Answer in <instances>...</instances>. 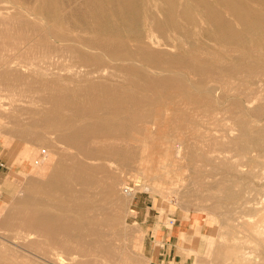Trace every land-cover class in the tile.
Instances as JSON below:
<instances>
[{
  "label": "bare ground",
  "instance_id": "6f19581e",
  "mask_svg": "<svg viewBox=\"0 0 264 264\" xmlns=\"http://www.w3.org/2000/svg\"><path fill=\"white\" fill-rule=\"evenodd\" d=\"M23 1L30 7L33 15L36 14L38 21L37 23L33 21L34 24L26 21L24 23L19 20L21 17L17 16L22 24L9 26L10 21H8V25L5 23L7 27L4 28H2L3 23L1 24L0 31L3 29L18 31L15 33L17 36L15 35L14 41H9L6 44L2 41L4 44H0V85L12 89L26 88L29 92L35 93L36 97L27 102L0 103V118L6 119L13 127V132L11 133V130L9 135H17L24 142L25 146L23 148L22 145L23 149L20 156L23 157V163L28 167L27 172L20 179L21 184L25 183V187L18 189L16 194L17 204L8 207L7 201L5 203L2 201L4 204L0 206V264H128V261L134 257L128 250V246L117 243L118 246L114 247L110 244L111 239L119 241L121 237L120 232L113 227L119 221L120 211L118 206L122 201L116 176L115 178L109 176L101 178L97 175L100 166L91 165L93 159H89L90 163L87 160L85 162L81 159L83 156L80 158L78 153L92 158L100 153L117 152L115 143L120 138L126 137L128 134L134 135L143 132L145 135L151 136V141L154 139V141L158 142L159 140L162 142L159 146H165L167 142H169L168 144L171 142L178 144L175 147L172 145L165 147L172 149L169 152L172 154L170 156V154H164L165 152L168 153L169 149H162L164 147L161 148L156 145V141H152L156 149L159 147L162 151L166 150L163 151L164 153L162 151L157 152L160 153V157L162 154L164 159L169 155L170 157L167 160H170V164L171 159L174 161L173 163L182 159L185 151H183L184 141L179 138L184 135L182 130L185 127H172L170 137L168 133L170 127L158 121L160 115H163V117L170 116L169 112L173 108L172 105L175 104V97L173 98L172 94L174 95L177 90L175 92L170 90L171 93L173 92L172 94L163 90L165 86L177 82V78L153 77L151 73L157 70L163 72L161 75H164V72L170 71L172 66H177L176 68L180 70L197 73L199 78L192 84L189 81L191 87H194V89L201 87L205 93H209V99L212 100L213 96L214 103L219 105L222 103L224 105L225 100L222 97L223 95L221 97L217 96V91L222 89L221 86L225 83L228 85L231 78L221 79L219 75L210 72L208 69L212 67L210 64H208L210 67L207 66V68L204 66L206 64L200 65L197 62L209 61L207 52L205 54L198 53L196 57L191 59L186 56L189 53L176 57L152 49V45L158 42L154 32L162 29L170 34L178 29L185 30L189 24L195 25L199 27L198 31L194 33L195 40L200 41V45H194L198 50L203 48L204 42H201L202 39L203 41H211L218 52L235 53L236 58H239L237 56L245 57L249 54L264 57V0H156L154 4H149L151 3L150 0ZM13 4L15 3L13 2ZM23 10L26 9L23 8ZM130 15H135V17L137 15L138 18L141 17L146 22L143 31L140 28H143L141 25L145 22L140 23L139 31L141 32L137 35L133 34L134 37L131 38L132 40L130 39L131 42L120 36H118L120 37L118 39L115 36L106 34L109 27H104L107 28L104 31L106 33L98 31L95 27L96 23L104 24L107 20L113 23L116 22L115 24L126 22L125 20L128 21V17L131 19ZM1 16L3 17V15ZM30 17L32 16L30 15ZM132 19L134 20V18ZM137 19L135 18V21H138ZM9 20H11L10 24L16 23L12 19ZM180 20L181 22H179ZM108 23L109 26L111 23ZM128 24L132 28L134 27L130 22ZM128 24L125 23L126 26ZM233 24H238L240 27L237 28ZM209 26H212V29ZM7 32L9 33V31ZM1 38L3 40V37ZM162 39L165 38H161V43ZM166 45L170 44L166 43ZM231 54L229 55L231 56ZM208 55L210 58L209 53ZM134 56H138V58L135 59ZM62 57H66L67 60L69 58L71 62L68 66H64L63 63V66L67 67L66 69H63L60 63L62 68L60 71L66 70V74H53V78L49 77V80H43L39 74L46 75L51 67L53 70V66L55 67L57 62H61ZM66 58L64 59L66 60ZM133 59L138 62V64L134 63L137 66L131 62ZM214 61L216 62V59ZM219 63H221V60ZM139 64L144 69L138 68ZM99 65L102 66L101 72L98 70ZM220 66L231 73L236 68L234 65H227V63ZM107 68H110L111 71L116 68L120 74L124 72V76L126 74L133 78L139 86L148 90V92L152 91V93L140 96L138 99H131V101L130 99L124 100L125 97L123 99L118 98L112 90L113 86L109 87V85H101L93 81V77L98 73L105 72ZM25 70L29 73L26 74ZM116 70L114 69V71ZM24 71L25 74H23ZM51 71L50 74H52ZM106 73L102 74L106 76ZM246 73L248 74L241 75V73H238V77L241 75L239 81L233 78L238 81H236L237 83L242 82L240 87L248 79H252L249 78V70ZM253 73L255 75V72ZM113 76L110 75V77ZM98 78L100 80V77ZM104 79L103 81H107ZM253 80L256 79L253 78ZM233 86H235V83ZM227 87L229 88L226 89L227 92L235 94L231 91L234 87ZM223 88L225 89L224 86ZM237 89L239 88L237 87L235 90ZM231 97L233 96L231 95ZM128 102L155 104L156 106H154L157 108L154 114L150 116L151 121H146V114L149 111L142 113L143 109L130 110L129 106L131 104ZM231 102L234 105L235 102ZM247 102H251L250 99H247ZM208 106L210 105L208 104ZM211 107L213 108V106ZM256 109L258 108L253 111ZM123 116L130 117L127 124L122 123L121 118ZM253 119L256 120V118ZM255 120V125H258L256 122L258 120ZM148 122L150 124H147ZM231 123L234 124V122ZM231 123L228 124L229 126L227 124L223 125L226 130L221 135L219 142L220 144L230 145L232 148L228 149L229 147L224 146L226 149H222V147V151L219 150L218 152L219 154L229 153L232 150L233 152H231V155L225 154L223 158H220V156H215V158L221 164L224 163V160L235 158L234 162L231 160L234 163L232 165L231 161L227 160L232 168L237 172H244V175L256 177L260 182H263L264 162H259L258 159L257 162L254 159L262 167L259 171L253 168L255 166H252V158L248 156L249 141L245 140L247 141V144H245L241 138L244 134L243 131H250V127L247 125L248 122L235 121V124H241L244 127L243 134H234L232 131L237 128L230 127ZM162 124L165 125L162 126ZM38 126H43L49 131L35 130L34 128ZM149 127L150 130H148ZM261 127L263 126L261 125ZM4 130L7 131L8 129L4 128ZM4 130L0 129V135L7 136ZM254 132L256 135L251 137L253 148L257 146L260 132L263 131L256 130ZM125 133L127 134L125 135ZM76 134H80L84 139L75 138ZM108 139L118 140L115 143L110 142V144L112 143L111 146H108V144L105 146L106 143L102 144L97 141L102 140L104 142ZM12 140L5 137L4 145L9 146ZM209 140L212 143H217L216 138ZM88 142L91 144L89 145ZM153 145L150 147H153ZM132 147L131 145V147L124 150L123 155L119 157L121 162L132 158L134 155L133 150H135ZM150 147L151 154L156 153L155 155H157V152H152L154 149L152 150ZM144 152L146 151L140 153L144 155ZM261 153L254 155L256 158H260L264 156V151ZM249 154L252 155L253 153L249 151ZM145 156L147 157V155ZM103 159L100 160L99 157L97 161H103ZM154 159H150L152 160H149L150 163L154 162ZM142 160L146 161V165H143L142 175L148 178L152 173L151 171L157 168H153L154 163L149 164L153 168L150 170V167L147 166L148 159L145 160L144 157ZM157 160L156 163L159 160L161 161V159ZM93 161L95 162V159ZM164 165L169 166V162ZM162 167L160 166L157 170ZM243 167H247V170L240 169ZM178 173H174L173 177ZM165 174L167 175L166 172ZM230 180L229 178L220 180V183L216 185V193H208L201 198L202 202L212 201V204L205 206L201 202L203 204L202 208L206 210L201 215L204 217L202 224H204L207 232L206 254L203 258V264H264V195H261L260 199L257 200L255 196L250 194L249 183L241 188L236 183L238 180H233V183ZM263 185L264 183L261 184V186ZM132 192L133 189L124 188L126 196H132ZM164 192L165 190L162 192L163 197L167 200L168 191H166L167 194ZM171 192L178 203L182 200L184 202L187 194L181 197L177 189H172ZM185 203L182 204L185 205ZM181 208L185 207L182 206ZM106 211H109L110 216L109 214L106 215ZM202 228L201 225H195L194 235L197 237H192L194 243L198 240V237L202 236ZM15 240H18V243H15Z\"/></svg>",
  "mask_w": 264,
  "mask_h": 264
},
{
  "label": "rangeland",
  "instance_id": "374dc122",
  "mask_svg": "<svg viewBox=\"0 0 264 264\" xmlns=\"http://www.w3.org/2000/svg\"><path fill=\"white\" fill-rule=\"evenodd\" d=\"M13 2L15 4H13ZM150 2L151 3H149V4H154V3H156V0H150ZM18 5H20L19 8H18ZM13 7H14V9H13ZM23 8L26 10H23ZM1 15H3V17ZM30 15L32 17H30ZM17 16L19 18L21 17L19 20H21L24 23H26V22L30 23L31 22L34 24L33 21H35L36 23L38 21L36 14L33 15L32 11L30 10V7L23 0H18V1L17 0H10V1L9 0H0V18L2 17L1 18L2 20L5 19L4 22H2V20L0 19L1 20L0 21V27H1L2 23H3L2 28L7 27L8 24H9V26H17L19 24H22V22L17 19ZM130 16H131L130 18L131 19L134 18V20L133 19L131 20L128 17L127 18L128 21L125 20L126 22L117 23V24H115L116 22L113 23L110 20H107L106 23L104 22V24L103 23L100 24V22L96 23L95 27L98 31H100L102 33H106V32H104L107 30V28H104L105 26L109 27L108 29L110 31L107 30L106 34H109L111 36H115L118 39L120 37H122L123 39H126V40L131 42V40H132L131 38H133L135 34L137 35L141 31H143V29H145L146 22L141 17L138 18L137 15H136V17H135V15H130ZM135 18L136 19L138 18L137 20L140 22L135 21ZM9 19L14 20L16 23H12L13 25L10 24L11 20H9ZM140 19H142V20H140ZM8 21H10V22L8 23ZM133 21L135 23L136 22H138V23L135 24ZM177 21H178V19H177ZM128 22L133 24V26L135 28L133 27L134 28L133 29L132 26L128 24ZM141 22H145L144 24L142 23V25H141L143 28H140V26H139ZM179 22H181V20ZM5 23L6 24L8 23V24L6 25ZM107 23L108 24L111 23V24L108 26ZM125 23H127L128 25L126 26ZM118 25H120V26H118ZM234 26L237 28L240 27L238 24H235ZM101 27L103 30L101 29ZM186 27L187 28L185 30L181 31V29H178L175 32H171L170 34L166 30L158 29L157 32L156 31L154 32V34L156 33L155 36H157L156 40L158 42L152 45V49H154L156 51L166 52L168 54V56H176V57H181V56H184L185 54L189 53L191 55L188 54L186 56L188 58H191V59L196 57L198 53L199 54H201V53L205 54L207 52L206 54L208 56L209 61H206V62L197 61V62L200 65L206 64V65H204L206 67L207 66L210 67V65H211L212 67H210V68L207 67V68L210 70V72L212 74L219 75V77L221 79L231 78V80L230 79L229 80H230V82L232 81L231 82L232 84L230 82L228 85L225 83V85L221 86L222 89H219L220 91L219 90L217 91L218 92L217 96L221 97V95H223L222 97L225 100L224 105H222L223 103L220 104L223 107H225V108H223L219 104L214 103L215 100H214L213 96H212V100L209 99V93H205L201 89V87L195 88V89H194V87H191V84L199 78V75L197 73H192L190 71L188 72L185 70L177 69L176 68L177 66H172L170 68L171 73H170V71H166V72H164V75L163 74L161 75V73H163V72H159L157 70L153 71L155 74L151 73V75L153 77H164V76H166L168 78H177V82H175L176 84L174 83L173 85L170 84L168 86H165V88L163 90V91H168L170 93H171V91L175 92L177 90L174 93V95L172 94L173 92L171 93L172 97L173 98L175 97V104L172 105L173 108L169 112L170 116L163 117V115H160L158 118V121L160 123L163 122L170 127L169 128L170 132H168L170 137L172 135V130H171L172 127H180V128L185 127L184 130H182V131H184V135H182L179 138L180 140L184 141L183 151L184 150L185 151L183 153L184 154L183 158L179 159L175 163H173L174 161L171 159V164H170V160L169 159L167 160V158L172 155L171 153H169V152H171L170 151L171 148H165V147H170L171 145L175 147L178 144L176 142H175L176 144L175 143L173 144L172 142L170 144H168L169 142H167L165 146L164 145L159 146V144H161L162 142H160L158 140V142H160V143H158L155 140L157 143L156 145H158L161 148L164 147L162 149H166V150L169 149L168 153L165 152L166 150L165 151L163 150L165 152L164 153L162 150H160V148L158 146H157L158 147L157 149H159V150H157L156 146L153 145L154 143L152 144V141L155 142L154 139L151 141V139H152L151 136H147L143 132L138 133V134L135 133L134 135L128 134L126 137H122L123 139L125 138V140H123L122 138H120V140L116 139L115 141L108 139V140H104V142L102 140H97V141H99L98 143H102V144L106 143L105 146H107V144H108V146L109 145L111 146V144L113 142L115 143L118 140L119 142L117 141L115 143L117 152H110L108 154L100 153L97 156L92 157V158H90L91 156L88 158L84 154L78 153V155H80L79 156L80 158L83 156L81 159L84 160L85 162H86V160L89 162V159H93V160L95 159V162L93 160H91V163L90 162L89 163L91 165L100 166L99 171L97 172V175L100 176L101 178H106L108 176L115 178V176H116V179L118 181V187H119V188L118 187L117 188L119 189V191L121 193L122 201H121V204L118 206L119 207L118 210L120 211L119 221L116 224H114L113 227L116 231L120 232L121 237H120L119 241H117L115 239H113V240L111 239L110 244H111V246L114 245V247L118 246L117 243H119V245L120 244H123V245L126 244L128 246V250L132 253V255H134V257L132 259H130L129 261L127 260L129 262L128 264H133V263L134 264H203L204 263L203 258L206 254L207 232L205 231L204 224H202L203 220H204V217L202 215L206 211L205 209L202 208V206H203V204H204V206L212 204V201L207 200V201L202 202L201 198L205 197L206 194H208V193H212V192L216 193V191H217L216 185L218 183H220V180L222 181L223 179H228V178L231 179L230 182H232V183H233V180H238L236 183L239 184L241 188H243L245 185H248V183H249V186L251 189L250 194L252 196H255L257 200L260 199L261 195H264V185L261 186V184L264 183V180H263V182H260V180H258V178H256V177H253L251 175H249V176L244 175L245 173L242 171L237 172L231 166L232 164H234V163H232V161L234 162L235 158L234 159L231 158L232 161L230 159H227V160L231 161V165L228 164L229 161H227V160L226 161L224 160V163L221 164V163H219L218 159L215 158V156H220V158L221 157L223 158V157H225L224 156L225 154H228V155L232 154L231 153V152H233L232 149H231L232 150L231 152L230 151H229V153L225 152V154L224 153L219 154L218 151L219 150L222 151V149H226V147L227 148L229 147L228 149L232 148V147H230V145L228 146L227 144H220L219 140L221 138V135L223 133H225V130H226V127L224 129L223 125L227 124V126H229L228 125L229 123L234 122V124L231 123L230 127L234 126V128H237V129H234V131H232V132L234 134H243L244 133L243 136H241L242 140H244L245 144H247V141H249L248 142L249 143L248 149H250V150H248V156L250 158H252L251 159L252 160V166L253 165L255 166L253 168L256 171H259L262 167V165L257 164V162L258 161L264 162V156L260 157V158L259 157L256 158L255 155L258 154L259 152L261 153V151L263 153V151H264V128H263L264 127V108H263L264 107V100H263V98H264V95H263L264 94V90H263L264 86L261 85V84L264 85V57L263 56L258 57V55L255 56V54H249L245 57L244 56H237L239 58H236L235 53L231 54V53L218 52L215 50L214 44L211 41L210 42L209 41H203L202 39H201V42H204L202 45L203 48L201 50L200 49L198 50L195 48V46L200 45V41L195 40V34L194 33H196L198 31L199 27L195 26V25H190V24L187 25ZM139 28H140V30L141 29L142 30L139 31ZM209 28L212 29V26H209ZM3 30L0 31V34H1L0 35V41H1L0 44L1 43L6 44V43H9V41L12 42L15 40V38H16L15 33L18 30L15 29L16 31H13L14 30L13 29L12 30L13 33H12V31L6 29L7 31H9V33L11 35L5 29H3ZM137 30H138V32H137ZM190 31H192V32H190ZM3 32H5L6 34ZM5 35L7 37L6 39H5ZM131 35H133V36H131ZM161 35L163 36L161 38H165V39H162V43H161V38L158 37ZM188 35H189V37H188ZM118 36H120V37H118ZM1 37H3V40ZM169 37H172V38L170 39ZM11 38H12V40H11ZM166 41H168V42H166ZM188 41H189V43H188ZM192 41H194V42H192ZM165 42L169 43L170 45H166ZM214 52L216 55L214 54ZM208 53L211 56L210 58H209ZM212 53L216 58L213 55H211ZM229 54H231V56ZM134 57H135V59L138 58V56H134ZM234 57H235V60L237 59L236 61L234 60ZM64 58H66V57H64ZM64 58L62 57V59H61L64 62H62V61L57 62L56 66L55 67L53 66V70H52V67L50 68L52 71L49 70L46 75H44L42 73H40V74L38 73L39 76L43 80H49L51 77L53 78L54 75H57L59 73H62L61 75H65L66 70L65 71L63 70L64 72L60 71V70L62 68L66 69L67 67H64V66L70 65L71 62H70L69 58H68V60L66 58L67 62H65L66 60ZM224 58H226V59L224 60ZM135 59H133V61H131V62H133V64L134 63L138 64L137 61L135 62ZM214 59H216V62L214 61ZM218 59L221 60V63H219L220 60H218ZM247 59H249V60L247 61ZM252 59H254L253 62H252ZM231 60L234 62L232 63ZM222 61H223V63H222ZM60 63L62 64V66L64 63V66L62 68L60 66ZM65 63H67V64H65ZM224 63H225V65L227 63V65H229V66L234 65L236 67L235 71H233L232 73L229 71H226V69L224 67L220 66V65H224ZM136 64H134V65H136ZM208 64H210V65H208ZM213 64H215L216 66ZM99 66H100V68L98 70L100 71L102 66L101 65H99ZM138 68L144 69V67L141 64H139ZM213 68H215L216 70ZM114 69L116 70V68H113L111 71L110 68H107L105 72L103 71L102 73L107 72L106 76H105V74L103 75L102 73H98L95 77H93V81L97 82V84H101V85L106 84L107 86L109 85V87L113 86L112 90H113L114 94L120 99H123L125 97L124 100L130 99V101H131V99H138V98H140V96H143L145 94L150 95L152 93V91L148 92V90L139 86L133 78H131L125 74V76L127 77L126 78L124 76V72L120 74L119 70L114 71ZM247 69L249 70V76H250L249 78H252V79H248V81L245 84H242L241 85L242 87H240V84L242 82H240V83H237V82L239 81V77L241 75H247L248 74V73L245 74V72L248 71ZM25 71L23 74H25L26 72H27L26 74L29 73V71H26V72ZM50 71L52 72V74L49 73ZM178 71H180V72L178 73ZM182 71H183V73L181 74ZM35 72H37V71H35ZM167 72H169V73H167ZM253 72H255V75ZM110 73H112V74H110ZM184 73H187V74L185 75ZM238 73H241V75H239V77H238ZM156 74H158V75H156ZM220 74H221V76H220ZM110 75L111 76L114 75V76L110 77ZM231 75H232V77H231ZM118 76H119V78H118ZM236 76H237V78H236ZM98 77H100V80ZM103 78H105L104 80H107V81H103ZM124 78H125V80H124ZM233 78L237 79L238 81L236 80L237 81L236 82ZM253 78H255L256 80H253ZM109 79H111V80H109ZM133 80H134V82H133ZM189 81L191 84L189 83ZM234 83H235V86H233ZM111 84H113V85H111ZM230 84L234 87V89H232L231 91L234 92L235 94H230L229 91L228 92L226 91V89H229L227 86L232 87ZM247 84H248V86H247ZM133 86H135V87H133ZM223 86L225 87V89L223 88ZM115 87H117V88H115ZM237 87L241 90H239V89L235 90ZM251 89L253 90L252 92H251ZM260 89H261V91H260ZM139 90H141V91H139ZM257 90H258V92L259 91L260 92L258 93ZM254 91L257 92L259 95L257 96V93H255ZM220 92H223V93H220ZM247 93H249V94H247ZM260 93H261V95H260ZM242 94H243V96H242ZM231 95L233 97H235L237 95L238 97L236 96L233 99V97H231ZM179 96H180V98H178ZM35 97H36V94L29 92L28 90H26V88L12 89V88H6L4 86L2 87V85H0V103L3 102L2 104H4V103L6 104L9 102H16V103L27 102L30 99H34ZM246 97L248 100L250 99V101H251V102H249L250 104L247 102ZM256 97H257V99H256ZM253 98H255V99L253 100ZM261 98H262V100H261ZM180 99L181 100L183 99L182 102ZM226 99H227V101H226ZM228 99L235 102L234 105H232V102L229 101ZM128 103H130V102H128ZM230 103H231V105H230ZM244 103H246L247 105H245ZM255 103H257V104H255ZM130 104H131V106H129V104H128L130 110L136 111V109L137 110L143 109L142 113H146L147 111H149L146 114V121H151L150 116H151V114H154V112L157 108V107L155 108V106H156L155 104H154L155 105L154 106L153 104H148L147 102H145V103L144 102L143 103L142 102H133ZM208 104L210 106H208ZM227 104L230 106H228ZM253 104H255V105H253ZM249 105H250V107H249ZM44 106H47V105H44ZM211 106H213V108ZM235 106H237V107H235ZM240 107L243 108L244 110L241 109ZM247 107H249L250 109ZM146 108H148V109H146ZM255 108H258L255 110L257 113L255 111H253ZM235 109H238L239 111L235 110ZM242 112H244V113H242ZM247 112L249 113V116H248ZM254 113H256V114H254ZM184 114L187 116H185ZM242 116H243V119H242ZM125 117L123 116L121 118V121H122V123L127 124L130 120V117H127V116H125ZM253 118H256V120H258V121H256ZM237 120H240L243 122H248L249 124L247 123V125L250 127V131L249 130L243 131L244 127L241 124H238V125L235 124V121H237ZM254 120L257 122L258 125H255ZM1 121H3V122H1ZM7 123H9V122L6 119L0 118V125H1L0 129L1 130H4V128H6V130L8 129L7 130L8 133L5 130H4V132H6L7 136H9V137H7L6 135H0V206L3 205L7 201L8 207H10V206L17 204V202H16L17 201V195L16 194L18 192V189H20V188L23 189L25 187V183L21 184L20 179H21V176L27 172L28 167L23 163V157L20 156L21 155L20 153L25 146L23 144L24 142L17 135H12V134L9 135L11 130H12L11 133L13 132V127H12L11 123H9V124H7ZM147 124H150V123L148 122ZM164 125L162 124V126H164ZM261 125L263 127H261ZM36 128H34V129L37 131H39V130L49 131L48 129L44 128L43 126L42 127L38 126ZM255 129L259 130V131H263V132H260V138L261 139L260 138L258 139V142H257L258 147L255 146L253 148L251 137H254V135H256V133L254 132V131H256ZM148 130H150V127L148 128ZM242 131H243V133H242ZM126 134L127 133H125V135ZM11 135L14 137H12ZM5 137L9 138L11 140L13 139L9 146L4 145ZM10 137H12V138H10ZM154 137H156V136H154ZM75 138L81 139V140L84 139L83 137H81L80 134H76ZM212 138H216L217 143H212L209 140ZM168 139H169V137H168ZM127 140H128V142H126ZM245 140H247V141H245ZM169 141H171V140L169 139ZM21 142H22V144H21ZM110 142H112V143L110 144ZM127 143H128V145H126ZM148 143H150L151 145H149ZM88 144L90 145L91 143L88 142ZM164 144H165V142H164ZM22 145H23V148H22ZM124 145H126V146H124ZM131 145L135 148V150H133L134 155L131 158L132 160L131 159H129L130 161L127 160V161H129L128 163H124L127 161L121 162L119 160L120 159L119 157L121 155H123L124 150H126V148H128V147H131ZM152 145H153V147H150ZM168 145H170V146H168ZM220 145H222V146L220 147ZM224 146H226V147H224ZM133 147H132V149H134ZM149 147L152 148V150L154 149V151H152V152H157V151L161 152L162 151V153L170 154V156L164 155L165 157L167 156L166 159H164L162 157L163 155L161 154V157H160V155H159L160 153H158V152H157V155H155L156 153L151 154V152L149 151L151 149H149ZM142 148H143V150H142ZM233 149H234V147H233ZM144 150L146 152H144L145 154L143 153L144 155H142V153H140V152L144 151ZM257 150H258V152H257ZM249 151H250V153H253V154L252 155L249 154ZM147 152H150V153H147ZM139 153H140V155H139ZM141 155H142L143 159H144V157H145V160L148 159L147 161L157 157L156 159L153 160L154 162L150 163V161H152V160H150L147 163V166H149V164L154 163V165H152L153 168L155 167L154 169H156V168L158 169L160 166L161 167L165 166L164 164H166V162H169V166L162 167L159 170H157V169L152 170L153 168L150 165L149 167H150V170H152L151 171L152 173H151V175L148 176V178H145L142 175V169H143V165H146V161L142 160V158L140 157ZM145 155H147V157ZM151 155H153V156H151ZM158 155H159V157H158ZM98 156L100 157V160H102L104 158L103 161H97V159H99ZM148 156H150V157H148ZM140 158H141V160H140ZM157 159L158 160L161 159V161L159 160V162L156 163ZM163 159H164V161H162ZM254 159L256 161L258 159V161L256 162ZM141 162L142 163L144 162L145 164L144 163L142 164ZM226 163H227V165H226ZM146 169H147V167H146ZM240 169L247 170V167H243ZM165 172L167 173V175L165 174ZM177 172H179L178 175L173 177L174 173H177ZM226 173H228V174H226ZM230 175L232 178L230 177ZM119 178H120V180H119ZM263 179H264V176H263ZM122 186L124 188L128 187L130 189H133V192H132L133 195L132 196L130 195V197H129V195L126 196L124 194V188ZM210 186H211V188H210ZM213 186H215V187H213ZM172 189H177L181 197L183 195L187 194L184 198V202H182L183 200L180 201L179 203L177 202L176 198L173 196V193L171 192ZM163 190H165V192H164L165 194H167L166 191H168V196H167L168 201L165 200L163 197V194H162ZM216 195H218V194H216ZM11 197H13V198H11ZM181 202L182 203L186 202L185 203L186 206L184 204H182ZM177 203H178V205H177ZM169 204H170V206H169ZM179 205H181V207L184 206L185 208L182 209L181 207H179ZM108 214L110 216L109 211H106L107 216H108ZM195 225H201V227H203V228L201 230L202 236L198 237V240L194 243V241L192 240V237H197L196 235H194L195 234V231H194ZM123 230H124V232H123ZM1 231H3V230H1ZM125 233H127L126 236H125ZM123 241H124V243H123ZM14 242L18 243V240H15ZM100 264H102V263H100Z\"/></svg>",
  "mask_w": 264,
  "mask_h": 264
}]
</instances>
